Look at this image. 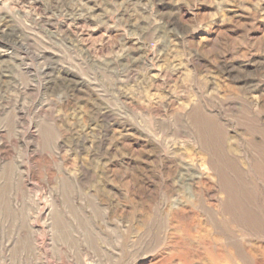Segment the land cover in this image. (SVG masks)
I'll return each mask as SVG.
<instances>
[{
    "label": "rangeland",
    "instance_id": "obj_1",
    "mask_svg": "<svg viewBox=\"0 0 264 264\" xmlns=\"http://www.w3.org/2000/svg\"><path fill=\"white\" fill-rule=\"evenodd\" d=\"M0 264H264V0H0Z\"/></svg>",
    "mask_w": 264,
    "mask_h": 264
}]
</instances>
